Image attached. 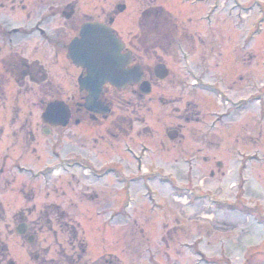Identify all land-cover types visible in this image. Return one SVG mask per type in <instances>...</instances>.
I'll return each instance as SVG.
<instances>
[{"label": "rangeland", "instance_id": "rangeland-1", "mask_svg": "<svg viewBox=\"0 0 264 264\" xmlns=\"http://www.w3.org/2000/svg\"><path fill=\"white\" fill-rule=\"evenodd\" d=\"M70 5L76 14L63 18L66 43L85 21L114 17L113 28L144 65L163 64L170 77L144 101L129 90L114 95L106 121L46 134L47 94L28 81L17 87L2 63L20 52L27 62L48 64L56 80L63 70L69 105L80 70L56 59L54 49L0 47V258L264 264V0H63V11ZM117 5L126 10L118 13ZM23 18L11 15L13 27ZM224 73L232 78L226 87L219 85ZM188 102L201 112L199 124L178 120ZM226 111L223 124L210 119ZM178 129L183 139L171 143L167 132ZM126 182H135L130 195ZM21 212L36 234L35 263L29 245L10 235Z\"/></svg>", "mask_w": 264, "mask_h": 264}, {"label": "flooded vegetation", "instance_id": "flooded-vegetation-1", "mask_svg": "<svg viewBox=\"0 0 264 264\" xmlns=\"http://www.w3.org/2000/svg\"><path fill=\"white\" fill-rule=\"evenodd\" d=\"M122 8L121 5H117L116 9L120 12V9ZM8 10V11H7ZM7 11V12H6ZM24 14L26 20H24V24L18 25V27H13L14 22L11 21V15H15L16 13ZM4 12V13H1ZM73 13V15L70 18H67L66 15ZM76 14V5H70L67 9L63 11V0H33L25 2V0H6L5 2H0V47H23L21 43H29L32 44V47H42L44 50H50L54 49V56L57 58H67L68 54V46L69 44L66 43V38L63 39V18L66 21H70L75 17ZM108 19L109 16H106ZM113 17H110L109 20L106 22L104 21H85V23H92V22H99L104 23L108 25V22ZM75 27V25H73ZM78 26H76L77 28ZM81 28V27H80ZM75 28L73 29V31ZM80 33V29L74 33V38L78 37ZM66 46V48H65ZM28 47V46H27ZM156 47H151V49H155ZM64 50V51H63ZM137 48L133 49L130 44L126 45L125 52H130L134 59L130 67L132 66H141L143 70V81L148 82L151 86V89H157L159 87V83L164 82L160 81L159 79V69L162 68L163 64H157L153 67V69H150L149 67L145 66L143 61L140 57H138L137 54ZM150 51L148 47H145L146 55ZM24 53V52H23ZM140 56V55H139ZM144 56V55H143ZM142 57V56H141ZM9 60L6 62H3V69L2 74H6L8 77H10V81L13 82L17 87L22 86L23 88L28 83L36 86H40L41 93H46V97H48L50 100L47 102L52 101H59L66 103L63 97L64 88H63V70L62 74H60V77L62 80H56L57 78L53 76L52 71L48 69V64L45 66L44 64H41L39 61L34 60L32 62H27L28 59L20 52H14L10 55H8ZM68 59V58H67ZM63 69V67H62ZM80 70V69H79ZM224 70V69H223ZM83 70H80V75H83ZM79 75V76H80ZM2 75H0V82L2 81ZM227 76L229 79H232L229 74L224 73L223 75H219L220 82L219 85L222 87H226V80ZM55 77V78H54ZM170 77V72L169 76ZM167 78V79H168ZM219 81V80H218ZM217 83H215L216 85ZM1 90V87H0ZM127 91H132L134 94V97L138 98L140 101H144L146 97L141 91L140 86H131L126 89ZM227 90V88H225ZM119 92H116L111 87H107L104 90V94L101 98L102 102H105L108 104V106L111 109V114L113 112L112 109V98L114 95H117ZM152 94V92H151ZM150 94V95H151ZM84 91H80L78 93V96L75 97L72 101V105L67 106L71 113L70 123L66 128H69V126L72 124H75V126L79 127L83 122L91 121L93 118V115L87 111L85 108V99ZM149 95V96H150ZM46 103V105H47ZM230 103L226 102V106H228ZM45 105V107H46ZM45 109V108H44ZM227 110V109H226ZM200 112L198 110V107L195 102H188L186 108L184 111H181L178 114V120L184 121L186 123H192L195 122L199 124L200 120L197 119L196 116H200ZM110 114V115H111ZM229 113L223 112V113H211L210 119H214V121L224 122V120L227 119ZM110 117V116H109ZM108 117V119H109ZM96 123H100L103 121H106L104 116H95L94 118ZM202 120V119H201ZM204 120V119H203ZM206 125V123H205ZM221 125V123H219ZM211 126H213L211 124ZM218 126V125H216ZM58 128H53L52 126L46 125L45 130L53 131ZM232 132V131H231ZM210 133H206V137L208 138V135ZM227 132L225 131V135ZM240 132L236 135V143L238 142V138ZM168 140L171 141V143H175V141H179L182 138L181 136V129L178 130H170L167 132ZM211 142V141H210ZM161 143H164L163 141ZM66 213L63 212V215ZM14 221V223H13ZM12 221V225L15 226L14 228H11V236L21 239L24 243L28 244L29 247L26 251L28 259L33 261H39V256L36 255L34 251H30L32 248L34 249V245L36 243V234L34 233V229H31V224L29 223L28 219L25 217V215L21 212L18 213L16 216V219ZM10 228V227H9ZM7 230H10V229ZM8 253V250H4V253ZM7 256L1 255L0 258V264H17L14 260H12L9 257V254H6ZM45 264H52L50 262Z\"/></svg>", "mask_w": 264, "mask_h": 264}, {"label": "water", "instance_id": "water-1", "mask_svg": "<svg viewBox=\"0 0 264 264\" xmlns=\"http://www.w3.org/2000/svg\"><path fill=\"white\" fill-rule=\"evenodd\" d=\"M124 10L125 7L120 9L121 12ZM72 15L71 12L66 17L70 18ZM113 22L112 19L110 25ZM123 51L124 45L113 30L99 23L83 25L80 37L69 46L68 58L74 65L86 71V76L79 78V85L81 90L88 93L85 108L94 115L102 114L106 118L110 114L109 106L100 100L106 84L116 89H125L128 85L139 84L143 78L140 67L127 69L132 62V56L130 53L124 54ZM159 73L162 80L168 76L164 67L159 69ZM141 91L145 95L150 94V84L141 83ZM70 118L69 108L61 102L48 104L43 115L44 123L53 127H66Z\"/></svg>", "mask_w": 264, "mask_h": 264}]
</instances>
